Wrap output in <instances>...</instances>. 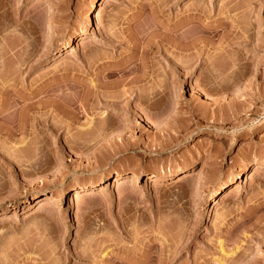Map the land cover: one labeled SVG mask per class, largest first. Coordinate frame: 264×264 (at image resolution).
<instances>
[{
	"label": "rangeland",
	"instance_id": "rangeland-1",
	"mask_svg": "<svg viewBox=\"0 0 264 264\" xmlns=\"http://www.w3.org/2000/svg\"><path fill=\"white\" fill-rule=\"evenodd\" d=\"M0 264H264V0H0Z\"/></svg>",
	"mask_w": 264,
	"mask_h": 264
},
{
	"label": "bare ground",
	"instance_id": "bare-ground-1",
	"mask_svg": "<svg viewBox=\"0 0 264 264\" xmlns=\"http://www.w3.org/2000/svg\"><path fill=\"white\" fill-rule=\"evenodd\" d=\"M175 30H177V29H175ZM84 36H85V35H84ZM157 43H158V42H157ZM174 43H175V42H174ZM158 45H159V44H158ZM148 47H149V46H148ZM150 47H151V46H150ZM154 47H155V46H154ZM194 47H195V46H194ZM157 49H158V48H157ZM190 50H191V49H190ZM144 61H145V60H144ZM160 76H161V75H160ZM142 78H143V77H142ZM161 78H162V77H161ZM161 78H160V79H161ZM144 79H145V78H144ZM159 81H160V80H159ZM163 81H164V80H163ZM139 82H140V81H139ZM132 83H133V82H132ZM134 84H135V83H134ZM147 84H148V83H147ZM158 84H159V83H158ZM136 85H137V84H136ZM151 85H152V84H151ZM160 85H161V84H160ZM160 85H158V86H160ZM164 85H165V84H164ZM164 85H163V86H164ZM119 86H120V85H119ZM133 86H134V85H133ZM225 87H226V86H225ZM131 88H132V87H131ZM141 88H142V87H141ZM152 88H153V87H152ZM163 88H164V87H163ZM132 89H133V88H132ZM135 89H136V88H135ZM139 89H140V88H139ZM146 89H148V88H146ZM149 89H150V88H149ZM208 89H209V88H208ZM140 90H141V89H140ZM153 91H154V90H153ZM153 91H151V92H153ZM156 91L158 92L159 90L156 89ZM133 92H134V91H133ZM136 92H137V91H136ZM140 92H141V91H140ZM140 92H139V94H138L137 96H138L141 100H143V97H142L143 94H142V96H141V93H140ZM143 92H144V88H143ZM143 92H142V93H143ZM205 92H206V91H205ZM127 93H128V92H127ZM131 93H132V92H131ZM134 93H135V92H134ZM134 93H133V94H134ZM137 93H138V92H137ZM146 93H147V92H146ZM146 93H145V94H146ZM158 93H159V92H158ZM147 94H149V92H148ZM152 94H153V93H152ZM160 94H161V93H160ZM150 95H151V94H150ZM153 95H154V94H153ZM157 95H158V94H157ZM131 96H132V95H131ZM155 96H156V95H155ZM146 97H148V96H146ZM144 98H145V97H144ZM148 98H149V97H148ZM151 99H152V98H151ZM141 100H140V102H141ZM149 100H150V99H149ZM155 101H156V100H155ZM158 101H159V100H158ZM158 101H157V102H158ZM145 103H146V102H145ZM154 103H155V102H154ZM174 103H175V102H174ZM174 103H173V104H174ZM152 104H153V103H152ZM153 105H155V104H153ZM156 105H157V104H156ZM148 106H149V105H148ZM150 106H151V105H150ZM150 106H149V107H150ZM158 106H159V104H158ZM158 106H156V107H158ZM149 107H148V108H149ZM2 108H3V107H2ZM146 108H147V107H146ZM155 110H156V109H155ZM19 120H20V119H19ZM27 120H28V118H27ZM19 124H20V122H19ZM22 125H23V123H22ZM25 126H26V125H25ZM256 172H257V168H256L255 171L253 172V175H255ZM253 175H252V176H253ZM184 176H185V175H184ZM122 177H123V176H122ZM155 179H156V178H155ZM119 180H121V178H120V176L118 175L116 181H119ZM119 183H120V182H119ZM119 183H118V184H119ZM236 186H237V185H236ZM88 192H89V191H86V190H83V191H77V192H75V197H76V198H81V197L83 198L84 195H87V194H88ZM60 193H61V192H60ZM92 193H93V192H92ZM55 194H56V193H55ZM55 194H53V195H55ZM57 194H58V192H57ZM224 195H225V194H224ZM60 196H61V195H60ZM75 197H74V198H75ZM87 197H88V196H87ZM55 198H56V197H55ZM44 199H45V198H44ZM48 199L51 200V199H50V196H47L46 199H45V201L48 200ZM57 199H58V198H57ZM55 200H56V199H55ZM220 201H221L220 199L217 201V203H216V206H217V207H218ZM225 201H226V200H225ZM215 202H216V201H215ZM214 207H215V206H214ZM214 209H215V208H214ZM216 216H218V213H217V212H216ZM221 248H222V247H221ZM224 253H225V252H224ZM129 262H130V261H129Z\"/></svg>",
	"mask_w": 264,
	"mask_h": 264
}]
</instances>
